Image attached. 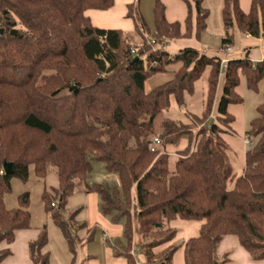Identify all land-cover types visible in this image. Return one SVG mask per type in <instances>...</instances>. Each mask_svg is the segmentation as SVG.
Returning a JSON list of instances; mask_svg holds the SVG:
<instances>
[{"label":"trees","instance_id":"1","mask_svg":"<svg viewBox=\"0 0 264 264\" xmlns=\"http://www.w3.org/2000/svg\"><path fill=\"white\" fill-rule=\"evenodd\" d=\"M113 1L0 0V243L31 227L28 191L17 196L18 206L6 204L11 180L27 181L31 172L44 180L52 168L58 186L51 188L54 196L42 191L44 211L57 218L84 182L87 192L100 195L104 215L123 219L124 243L114 252L125 264H137L131 251L136 233L145 264H173L176 219L200 223L182 244L184 264H217V245L226 236L263 260L264 100L249 121L244 167L236 177L222 133L235 119L228 105L243 102L236 91L241 78L257 91L264 60L253 63L247 49L221 70L217 55L191 46L165 50L171 41L202 39L209 17L204 0H183L184 30L180 21L166 19L161 0L153 2L152 26L138 0L129 4L140 44L120 29L94 26L85 13L108 9ZM221 16L222 47L232 44L233 28L264 39V0H251L248 12L239 0H223ZM164 73L172 78L148 89L147 81ZM200 80L205 94L199 112H185V121L169 116L171 96L185 108ZM185 137L187 145L173 158L165 147ZM89 157L116 173L119 184H87ZM4 162L12 173L4 172ZM46 242L44 224L28 244L33 264H49ZM68 243L74 253L70 236ZM10 252L0 249V264Z\"/></svg>","mask_w":264,"mask_h":264},{"label":"rangeland","instance_id":"2","mask_svg":"<svg viewBox=\"0 0 264 264\" xmlns=\"http://www.w3.org/2000/svg\"><path fill=\"white\" fill-rule=\"evenodd\" d=\"M133 2H135V0H114L113 5L108 9H89L85 13L94 26L120 29L128 36L133 44H140L142 36L136 29L134 18L128 15V6ZM204 6L209 10L207 27L200 41L193 39V43L196 45L195 48L209 53V55H217L218 57L227 55L226 57H228V59L239 58L243 51L242 38H244V36L237 29L233 28L231 31L233 35L231 51L226 52L221 46V39L224 36L221 16L222 0H205ZM145 13L147 14V11ZM147 18L148 17L145 19ZM148 26H152V23ZM147 36L151 38L150 35ZM174 42L177 41H172L173 44H177ZM169 43L167 45H169ZM177 47H179L177 48L178 50L182 48L183 45L178 46L177 44ZM253 48H256V46H253ZM201 82L204 81L198 82L196 92L193 95V100L196 102L194 109L198 107V109H195L198 111L205 94V86L204 83L201 84ZM240 88L241 93L239 94L243 97V102L241 104H235V106L242 109V117L241 113L239 116H234L235 119L231 124L232 130L222 133V135L229 134L238 139V136L241 135V131L240 133L237 132V135L236 130H242L244 138L249 127V121L256 115V106L264 100V78L259 82L257 91L249 89L243 78ZM176 119L185 120L183 116H176ZM233 127L236 129H233ZM228 146V160L232 166L233 174L236 177L242 173V170L239 169L235 149L229 144ZM89 161L91 169L86 178L87 184L92 185L97 183L106 184L108 186L119 184L117 174L108 171L103 162L95 161L90 157ZM51 173L54 174L52 168L49 169V173L44 180L36 179L32 172L27 181H21L15 177L11 180L12 190L5 197L6 204L8 207L18 206L17 196L22 192L28 191L31 227L29 229L16 231L15 238L11 243H6L4 241L0 243V249L9 248L11 251V253L4 258L2 264H23L21 256H26L28 260H26V262H28V264H33L29 257L28 244L30 240L37 237L44 224L46 226L47 242L43 247V251L49 252L50 264H70L73 257L74 264H111V260L114 259L115 261H112L114 264H119L121 261L124 264V256L116 255L114 252V247L120 248L122 243H124L123 219H119L118 217L117 221H113L111 216L104 215L101 212L102 201L100 195L97 192H87L84 182H78L76 184L74 192L69 196L65 207L59 211V216H57V218H54L52 213H46L44 211L40 196L42 191L44 189H49L52 184L53 178L51 177ZM233 186L234 178H230L227 182V187L231 189ZM49 192L52 196L55 195L51 190ZM93 206L95 207L93 208ZM104 218L112 225L119 226L120 229H122L120 234H113V232L108 229L109 242H105L102 238V222L100 223L99 221ZM88 220L90 223H88ZM69 236L73 238L74 253L68 243ZM182 242L183 238L180 236L179 239L176 240L175 245L180 246ZM134 245H136L135 257L136 260L139 261V254L142 253V248L140 245ZM178 254H180L179 251L176 252L175 257H177ZM251 264H264V259H255Z\"/></svg>","mask_w":264,"mask_h":264},{"label":"crops","instance_id":"3","mask_svg":"<svg viewBox=\"0 0 264 264\" xmlns=\"http://www.w3.org/2000/svg\"><path fill=\"white\" fill-rule=\"evenodd\" d=\"M161 1L165 4L166 19L169 22L180 21L182 23V30H184L183 21L186 17V14H187V6H186L185 2L183 0H161ZM153 2H154V0H138L139 12L142 15V17L144 18V21L146 22V24H148V25L152 23ZM250 3H251V0H239V6L244 12L249 11ZM146 11H147V14L145 13ZM146 17H148V18L145 19ZM243 36H244V38H242V50L243 51H242V55L240 57L244 56L246 53L245 50L248 49L247 50L248 51L247 52L248 57L251 59V61L253 63L263 60L264 39L258 38V37H253L249 34H243ZM193 39L195 40L194 37L178 39V40H175L177 42H174V43H177L178 46L183 45V47L191 46V47L195 48L196 45L193 43ZM170 43H169V45H165L164 49L169 51L171 54H174L175 52H177L179 50V49L177 50V48H179V47H177V44H173L172 41ZM253 46H256V48H253ZM207 54H209V53H207ZM171 78H172L171 73L156 74L155 76H153L152 78H150L147 81L148 89H152L154 86L158 85L159 83L167 81ZM200 81H202V80H200ZM241 81H242V78L240 80V84L236 87L237 93H241V88H240ZM198 82H197V85H198ZM203 83L205 86V81L201 82V84H203ZM193 97L194 96H191L188 98L189 104L185 108H179L177 106L174 98L171 96L170 108H169L168 115L174 119H176V116L177 117L183 116L185 118V112H191L195 109H198V107L194 109V105L196 102H195V100H193ZM236 107L237 106H235V104H229L227 109L234 116H239L241 113V117H242V109L238 108V107L236 108ZM193 112H199V111L195 110ZM179 120H181V119H179ZM185 120H186V118H185ZM233 129H236V128L233 127ZM240 131H241V135H240L241 138H240V136H238L239 139L237 137H234V136L229 135V134H225V135L223 134L222 137L232 148L235 149L236 156H237V163H238L239 169L242 170L244 167V157H245V152H246L247 146L244 143L242 130L237 129L236 133L237 132L240 133ZM237 135H238V133H237ZM186 145H187V139L182 138L181 141L179 142L178 146L167 145L165 147V150L174 158V157H176V152L178 150L183 149ZM51 177L53 178V180H52V184L50 185V188L46 189L48 191H50L51 188H56L58 186V181H57V177H56L55 173L54 174L51 173ZM93 203H95V202H93ZM94 207L95 206H93V208ZM92 210H94V209H92ZM99 222L100 223L102 222L101 223L102 224V232H103L102 238L104 237V235H106L108 237V240H106V241L103 238V240L105 242L110 241V238L108 236V234H109L108 229L111 232H113V234H117V233L120 234L122 231V229H120L119 226L112 225L106 218L101 219ZM88 223H90L89 220H88ZM171 225L176 230V235H175L173 243H175L176 240L179 239V237L181 236V238H183V242H182V244H183L188 238L195 236L198 233L200 223L197 221H187V220L176 219V220L171 222ZM23 230H25V229H23ZM106 232H107V234H106ZM142 243H143V240H142L141 236L137 233L134 234L132 248H135L136 245H134V244H137V246H139V245L141 246ZM182 244L179 246V248L175 251V253L173 255V264H184ZM177 251H179L180 254H178V256L175 257V254ZM25 254H26V249H25ZM121 256H123V255H121ZM21 258H22L23 264H28V262H26V260H27L26 256H21ZM139 259L140 260L137 262L145 264V258L143 256V253L139 254ZM224 259L226 261H224V263H221V264H251L252 262L255 261V259L251 257L250 253L247 252L239 244L237 239L233 236H226V237L222 238L221 241L217 245L216 256H215L216 263L219 264ZM124 260L126 263L125 257H124ZM112 261H115V259L111 260V264H114V262H112ZM119 264H123L122 261L119 262Z\"/></svg>","mask_w":264,"mask_h":264},{"label":"built area","instance_id":"4","mask_svg":"<svg viewBox=\"0 0 264 264\" xmlns=\"http://www.w3.org/2000/svg\"><path fill=\"white\" fill-rule=\"evenodd\" d=\"M151 42H154L153 40L151 41ZM226 52H230L231 51V45H226V46H224V47H222ZM132 52H134V49H132ZM228 57H226V56H221L220 57V69L221 70H224L225 68H226V64H227V62H228ZM263 60H264V55H263ZM154 143L155 144H158L159 143V140L157 139V138H154ZM244 143L246 144V145H249V139H248V137L245 135V137H244ZM152 150H153V148H152ZM57 199H58V196H57ZM52 205H55V203H52ZM104 240L106 241V240H108V237L106 236V235H104ZM132 253L135 255V248H132ZM137 264H142V263H140V262H137Z\"/></svg>","mask_w":264,"mask_h":264},{"label":"water","instance_id":"5","mask_svg":"<svg viewBox=\"0 0 264 264\" xmlns=\"http://www.w3.org/2000/svg\"><path fill=\"white\" fill-rule=\"evenodd\" d=\"M3 169H4L5 173H12V165H11V163L4 162L3 163Z\"/></svg>","mask_w":264,"mask_h":264}]
</instances>
